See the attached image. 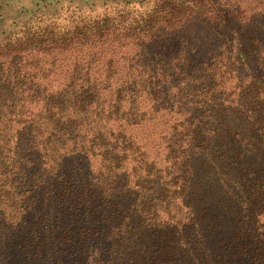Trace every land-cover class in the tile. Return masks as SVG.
Wrapping results in <instances>:
<instances>
[{"label": "trees", "instance_id": "trees-1", "mask_svg": "<svg viewBox=\"0 0 264 264\" xmlns=\"http://www.w3.org/2000/svg\"><path fill=\"white\" fill-rule=\"evenodd\" d=\"M0 264H264V0H0Z\"/></svg>", "mask_w": 264, "mask_h": 264}, {"label": "rangeland", "instance_id": "rangeland-1", "mask_svg": "<svg viewBox=\"0 0 264 264\" xmlns=\"http://www.w3.org/2000/svg\"><path fill=\"white\" fill-rule=\"evenodd\" d=\"M36 80H37V81H40V82L44 81V80H42V78H41L40 76H37V77H36ZM140 109H141L142 111H148V105H146V104H145V105H144V104L142 105V104H141ZM95 163H96V162H95Z\"/></svg>", "mask_w": 264, "mask_h": 264}]
</instances>
